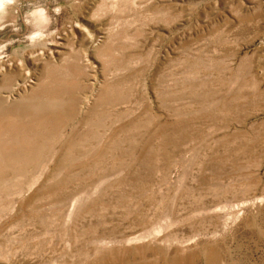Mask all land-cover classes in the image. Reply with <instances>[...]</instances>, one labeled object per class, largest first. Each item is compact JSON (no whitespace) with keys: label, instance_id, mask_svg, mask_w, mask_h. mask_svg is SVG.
Instances as JSON below:
<instances>
[{"label":"rangeland","instance_id":"rangeland-1","mask_svg":"<svg viewBox=\"0 0 264 264\" xmlns=\"http://www.w3.org/2000/svg\"><path fill=\"white\" fill-rule=\"evenodd\" d=\"M1 1L0 264H264V0Z\"/></svg>","mask_w":264,"mask_h":264},{"label":"bare ground","instance_id":"bare-ground-1","mask_svg":"<svg viewBox=\"0 0 264 264\" xmlns=\"http://www.w3.org/2000/svg\"><path fill=\"white\" fill-rule=\"evenodd\" d=\"M0 3H1V4H4V1H1ZM2 12H3V11H2Z\"/></svg>","mask_w":264,"mask_h":264}]
</instances>
